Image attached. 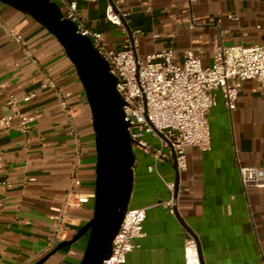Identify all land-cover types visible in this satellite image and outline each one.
<instances>
[{
    "label": "crops",
    "instance_id": "0c3cea01",
    "mask_svg": "<svg viewBox=\"0 0 264 264\" xmlns=\"http://www.w3.org/2000/svg\"><path fill=\"white\" fill-rule=\"evenodd\" d=\"M53 1L62 11L74 2L108 48H126L136 38L141 57L170 47L180 62L191 49L209 66L217 45H264V0ZM112 3L129 12L125 29L106 18ZM0 23V116L10 112L8 94L37 90L44 73L71 108L68 116L57 98L39 90L22 106L27 132L16 119L0 128V264H34L59 242L51 245L62 213L73 233L92 216L93 200L68 207L64 201L70 190L94 191L95 136L83 86L56 37L1 1ZM214 92L217 103L207 114L210 148H186V168L176 184L170 149L162 148V159L134 151L128 207H145L146 216L144 236L134 239L140 246L124 264H185L190 236L200 245L203 264H264V186H245L239 177V166L264 168V87L244 80L232 111ZM168 200L171 208L163 204ZM85 243L82 237L43 264H79Z\"/></svg>",
    "mask_w": 264,
    "mask_h": 264
},
{
    "label": "built area",
    "instance_id": "2783aa9c",
    "mask_svg": "<svg viewBox=\"0 0 264 264\" xmlns=\"http://www.w3.org/2000/svg\"><path fill=\"white\" fill-rule=\"evenodd\" d=\"M62 12L65 18L74 22L77 33L91 40L95 49L108 62L110 72L115 75L116 89L124 100V119L129 123L133 150L142 149L151 152L154 159H162L166 157L162 148H172L178 171L186 168L187 147L201 151L210 148L207 114L217 103L214 91L219 92L226 108L232 111L236 108L244 80L255 79L264 87V45H217L209 66H203L191 49L184 51L180 62L175 61L174 49L170 47L141 57L137 53L138 41L134 37L126 48H108L104 44L103 33L86 25L76 12L74 2L66 4ZM128 16L127 10L113 3L107 7L106 18L114 25L124 27ZM39 90H47L57 98L61 109L71 116L69 103L56 81L44 73L37 90L19 97L7 95L6 104L10 112L0 116V128L16 119L18 129L27 132L22 106L35 98ZM152 140L158 142L160 147L155 148ZM79 153L77 149L76 155ZM153 169V165L148 166L149 171ZM239 177L245 186H264L263 167L239 166ZM93 198L94 191L78 194L70 190L66 193L64 206L85 204ZM163 204L172 207L171 200ZM145 216V207H127L112 240L111 253L101 264L125 263L127 253L140 246L134 243V239L144 236ZM73 234L62 213L51 245L55 241L68 240ZM184 263L200 264L197 245L192 236L184 244Z\"/></svg>",
    "mask_w": 264,
    "mask_h": 264
},
{
    "label": "water",
    "instance_id": "95a60500",
    "mask_svg": "<svg viewBox=\"0 0 264 264\" xmlns=\"http://www.w3.org/2000/svg\"><path fill=\"white\" fill-rule=\"evenodd\" d=\"M0 1L38 21L64 47L83 86L95 136L96 177L92 216L70 239L59 241L34 264H43L50 255L82 237H86V243L79 264H101L111 253L112 240L129 206L133 185L135 153L128 132L129 123L124 119V100L116 89L117 79L91 40L77 33L74 22L64 17L55 1ZM170 150L176 184L178 170L174 152L172 148ZM194 240L203 264L200 245L195 237Z\"/></svg>",
    "mask_w": 264,
    "mask_h": 264
},
{
    "label": "rangeland",
    "instance_id": "374dc122",
    "mask_svg": "<svg viewBox=\"0 0 264 264\" xmlns=\"http://www.w3.org/2000/svg\"><path fill=\"white\" fill-rule=\"evenodd\" d=\"M155 145L157 146V145H159V143H156Z\"/></svg>",
    "mask_w": 264,
    "mask_h": 264
}]
</instances>
